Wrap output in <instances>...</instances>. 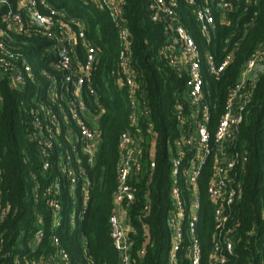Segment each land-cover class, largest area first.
<instances>
[{
  "label": "trees",
  "instance_id": "16d2710c",
  "mask_svg": "<svg viewBox=\"0 0 264 264\" xmlns=\"http://www.w3.org/2000/svg\"><path fill=\"white\" fill-rule=\"evenodd\" d=\"M11 2L16 10V0ZM44 2L65 14L63 20L75 34L82 26L86 40L97 48V60L90 82L82 86V97L88 120L99 132V150L92 160L77 134L68 130L71 127L77 131L75 123L70 118L67 123L61 114V107L68 110L70 93L67 86L63 87L64 72L54 65L57 55L51 47L55 40L30 27L22 33L11 30L3 19L9 5L0 7V40L23 54L32 69L23 86L14 85L8 75L0 76V264L48 256L54 250L55 236L72 264H119L109 218L118 185L120 138L126 129L133 128L132 118L137 112L143 150L131 178L135 191L129 208L132 255L137 264H166L171 242L167 217L174 146L195 126L196 119L187 97L190 76L171 62V34L164 23L152 20L149 0H121L120 12L130 31V68L138 84L132 93L121 70L123 46L108 6L102 0ZM38 5L48 13L45 5ZM214 8L216 22L209 36L199 29L192 9L183 1L177 8L202 52L204 102L209 105L212 135L245 63L264 41V0H232V7L224 12L216 5ZM206 54L213 55L217 65L232 54L218 78L208 72ZM86 56V47L77 38L75 59L84 64ZM251 84L239 132L227 144L230 150L242 151L248 157L242 168V195L230 207L236 235L241 239L238 254L229 262L236 264H257L256 240L264 238V68ZM42 107L52 108L57 119L48 122L57 134L46 156L31 127L32 117ZM211 146L214 150L199 178L198 232L204 255L210 253L214 228L213 206L207 193L217 153L214 138ZM46 161L49 167L44 169ZM74 176L75 187L71 183ZM54 198L61 205L59 212L52 204ZM146 204H150L148 213L143 211ZM40 231L45 236L38 241ZM250 232H258L259 237Z\"/></svg>",
  "mask_w": 264,
  "mask_h": 264
},
{
  "label": "built area",
  "instance_id": "2783aa9c",
  "mask_svg": "<svg viewBox=\"0 0 264 264\" xmlns=\"http://www.w3.org/2000/svg\"><path fill=\"white\" fill-rule=\"evenodd\" d=\"M181 1L192 9L199 29L207 36L211 34L216 22L214 6L216 5L221 12L230 10L232 7V0H149L148 3L152 20L164 23L166 30L170 32L168 41L170 47L176 46L179 49L180 56L173 53L171 62L187 70L190 76L187 97L194 109L191 115L196 118L195 126L177 139L174 146L173 184L170 191L171 208L167 217L171 242L166 264H236L229 262L238 254L237 245L241 239L236 235L237 225L230 207L242 195V168L248 157L242 151L230 150L227 144L234 141L243 121L245 106L250 100L252 91L251 81L255 79L252 74H255L259 65H264V41L245 63L238 82L228 96L225 111L217 129L212 135L208 126L209 105L204 102L205 79L202 52L196 39L180 19L177 8ZM16 2L17 7L14 10L11 0H0L1 7L9 5L3 19L11 30L18 33L25 32L30 27L32 31L55 40L51 47L57 55L54 65L64 72L63 87L67 86L70 93L67 100L68 110L61 107V114L66 121L70 118L75 123L77 131L71 127H68V130L70 133L77 134L84 152L94 160L99 150V132L88 120L87 106L82 97V86L90 82L91 69L97 60V48L86 40L82 26H80L78 35L75 34L64 22L65 14L45 4L44 0H16ZM39 2L46 6L48 13L39 9ZM102 2L111 10L118 27L119 40L123 46L120 60L121 70L126 75V83L134 93L138 84L130 68V31L120 12L121 0H102ZM222 20L225 21V18L223 17ZM77 38L81 39L86 47L87 56L84 64L75 59ZM231 58L232 54L217 65L213 55L206 54L208 72L214 78H218ZM31 70L23 54L0 40V76L8 75L14 85L23 86ZM90 90L94 93L92 89ZM52 95L54 96V91ZM139 117L137 112L132 118L133 128L138 129L139 132L136 133L138 130L128 128L122 133L119 142L118 185L109 218L111 237L119 255V264H137L132 255V243L129 236L131 230L129 208L135 200L131 178L136 173V167L140 165L143 150V138L138 128ZM56 120V115L50 107H42L41 111L34 114L31 119L32 134L38 140L41 153L45 156L54 146L57 133L51 124ZM49 121L52 123L49 124ZM212 138H214L217 153L207 193L213 206L214 228L210 253L204 255L198 232L201 208L199 178L203 165L214 150L211 146ZM151 166H155L154 161L151 162ZM48 167L49 162L46 161L44 169ZM69 172L72 175L73 170L69 169ZM81 172L84 173L85 170L82 169ZM71 183L75 187L77 183L75 176L71 178ZM59 186L57 183L56 187L59 188ZM52 204L59 212L61 209L59 201L54 198ZM149 209L150 204H146L143 211L148 213ZM4 215L5 212L1 217ZM250 234L259 237L258 232H250ZM44 236L45 233L40 231L37 240L41 241ZM259 238L255 246L258 253L257 264H264V238ZM53 245L54 250L48 256L31 261L24 258L17 260V264H72L66 249L56 236L53 238Z\"/></svg>",
  "mask_w": 264,
  "mask_h": 264
},
{
  "label": "crops",
  "instance_id": "0c3cea01",
  "mask_svg": "<svg viewBox=\"0 0 264 264\" xmlns=\"http://www.w3.org/2000/svg\"><path fill=\"white\" fill-rule=\"evenodd\" d=\"M0 7H1V4H0ZM170 52H172V54L173 53H177V55L178 56H180L179 55V49L176 47V46H172V47H170ZM252 77H254V74H252ZM87 116L89 117V114H87ZM96 158V157H95ZM95 160V159H94Z\"/></svg>",
  "mask_w": 264,
  "mask_h": 264
},
{
  "label": "water",
  "instance_id": "95a60500",
  "mask_svg": "<svg viewBox=\"0 0 264 264\" xmlns=\"http://www.w3.org/2000/svg\"><path fill=\"white\" fill-rule=\"evenodd\" d=\"M263 68H264V65H263V64L259 65V67H258L257 70L255 71L254 78H257L259 72L262 71Z\"/></svg>",
  "mask_w": 264,
  "mask_h": 264
}]
</instances>
